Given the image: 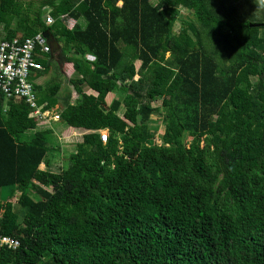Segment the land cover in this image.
<instances>
[{"label": "trees", "instance_id": "16d2710c", "mask_svg": "<svg viewBox=\"0 0 264 264\" xmlns=\"http://www.w3.org/2000/svg\"><path fill=\"white\" fill-rule=\"evenodd\" d=\"M40 33L36 71L57 51L78 98L53 80L37 108L85 132L53 170L52 130L0 92V264H264V5L0 0V39Z\"/></svg>", "mask_w": 264, "mask_h": 264}, {"label": "built area", "instance_id": "2783aa9c", "mask_svg": "<svg viewBox=\"0 0 264 264\" xmlns=\"http://www.w3.org/2000/svg\"><path fill=\"white\" fill-rule=\"evenodd\" d=\"M84 1V0H80ZM47 25H52V18H46ZM39 50V52H38ZM50 52V46L42 33L35 37L22 39L16 37L11 40L0 41V92L8 98L25 100L34 111L31 115H38L43 122H50L51 119L60 120L61 116L52 115V110L37 108V86L38 81L35 75L36 70H43L39 60ZM86 58L93 62L95 57L87 55ZM52 115V116H51ZM101 139L107 142L109 131H100ZM16 247L18 241L9 236H0V246Z\"/></svg>", "mask_w": 264, "mask_h": 264}, {"label": "rangeland", "instance_id": "374dc122", "mask_svg": "<svg viewBox=\"0 0 264 264\" xmlns=\"http://www.w3.org/2000/svg\"><path fill=\"white\" fill-rule=\"evenodd\" d=\"M26 1V0H25ZM29 1V0H27ZM155 2L157 0H154ZM261 4L264 5V2L262 0H259ZM180 14L182 16H187L188 12L186 10H180ZM74 25V21L71 22L70 27ZM181 24L177 23L175 26V31L177 32L180 29ZM2 39H0L1 41ZM57 56V52H56ZM139 65V64H138ZM72 66L70 64H65L60 67L59 63L57 61H54L51 70L47 73L41 74V71H36L35 74H40V77H37L38 81L36 82L38 85H41L43 88L52 83V81H58L61 82V92L59 93L58 97H63L66 94H69L72 96V102L75 103L77 99V93L74 90V87L69 83L70 77H72L73 74H70V71ZM138 78V77H137ZM53 81V82H54ZM88 89V88H85ZM59 90V91H60ZM87 93L90 90H86ZM91 92V91H90ZM75 94V96H73ZM74 97V98H73ZM116 95L114 93H110L107 95L104 107H109L111 103L114 101ZM64 106L62 104H59L58 108H63ZM120 113L123 112L124 108L122 107L120 109ZM153 121L150 122V127L154 130H156V141L160 143L159 136L164 133V126L163 123L158 119L157 116H153ZM157 118V119H156ZM42 129H51L52 132L49 135V145L51 146L50 152H49V162L51 164V168L53 170H59V168H63L64 164H66V167L70 163L69 156L72 152H75L76 143L82 141V136L85 132L83 129H74V132H69L67 134L64 132V130L67 128L65 127V122L61 121H54L50 125L45 126L44 122L39 124ZM45 126V127H44ZM73 130V129H72ZM104 132H108L107 129L103 130ZM34 130H29L26 133H24L23 138L24 139H30L31 135L34 134ZM64 132V134H61ZM62 137V138H61ZM68 158V159H67ZM42 168L45 167L43 164L41 166ZM17 196L12 198L11 200L13 202H16Z\"/></svg>", "mask_w": 264, "mask_h": 264}, {"label": "crops", "instance_id": "0c3cea01", "mask_svg": "<svg viewBox=\"0 0 264 264\" xmlns=\"http://www.w3.org/2000/svg\"><path fill=\"white\" fill-rule=\"evenodd\" d=\"M72 22V21H71ZM71 22H70V24H71ZM75 23V22H74ZM49 43H51V44H56V42L53 40V41H51V42H49ZM57 52V51H56ZM56 52H55V54H54V58H52L51 59V66H52V64H53V62L54 61H57L58 63H59V65H60V67L62 66V63L60 62V60L58 59V53H57V56H56ZM51 68V67H50ZM71 69V71H70V74H73V72H74V70H73V67L72 68H70ZM51 70V69H50ZM49 70V71H50ZM48 71V72H49ZM73 76V75H72ZM71 78V77H70ZM61 83V82H60ZM41 86V85H40ZM61 86H62V84H61ZM91 91V90H90ZM90 91H88V94L89 95H91V94H93V95H96V92H90ZM60 92H61V90H60ZM67 95H70V93L69 94H66L65 96H67ZM65 96H63V97H65ZM73 96H75V94L73 95ZM74 98V97H73ZM77 98H78V94H77ZM77 100V99H76ZM72 101V100H71ZM59 107V105L58 106H56L55 108H51V109H46V110H52V115L53 114H59L60 116H61V110L63 109V108H58ZM51 115V116H52ZM62 120V117H61V119L60 120H54V119H51L50 120V122L48 123V122H44V124H45V126H48V125H50L52 122H54V121H61ZM44 126V127H45ZM65 127H67L65 130H64V132H66L67 134H69V132H74V129H82V128H76V127H73V126H70V125H67V124H65ZM73 129V130H72ZM105 130V129H104ZM108 130V129H107ZM99 132L101 131V130H98ZM109 131V130H108ZM64 132H62L61 134H64ZM62 138V137H61Z\"/></svg>", "mask_w": 264, "mask_h": 264}, {"label": "water", "instance_id": "95a60500", "mask_svg": "<svg viewBox=\"0 0 264 264\" xmlns=\"http://www.w3.org/2000/svg\"><path fill=\"white\" fill-rule=\"evenodd\" d=\"M257 26H261V25L260 24H257V25H254L252 27H257ZM43 36H44V38H45V40H46L47 43L53 41V39L51 38L50 34L44 33Z\"/></svg>", "mask_w": 264, "mask_h": 264}, {"label": "clouds", "instance_id": "9594fccd", "mask_svg": "<svg viewBox=\"0 0 264 264\" xmlns=\"http://www.w3.org/2000/svg\"><path fill=\"white\" fill-rule=\"evenodd\" d=\"M262 2H264V0H262Z\"/></svg>", "mask_w": 264, "mask_h": 264}]
</instances>
